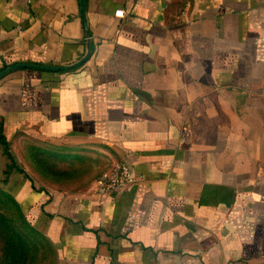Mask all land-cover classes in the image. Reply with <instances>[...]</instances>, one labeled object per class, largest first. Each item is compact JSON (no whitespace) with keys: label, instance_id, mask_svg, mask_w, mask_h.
<instances>
[{"label":"crops","instance_id":"0c3cea01","mask_svg":"<svg viewBox=\"0 0 264 264\" xmlns=\"http://www.w3.org/2000/svg\"><path fill=\"white\" fill-rule=\"evenodd\" d=\"M83 8L0 0V69L71 65L0 75L3 140L102 145L131 173L63 193L15 172L35 264H264V0Z\"/></svg>","mask_w":264,"mask_h":264},{"label":"rangeland","instance_id":"374dc122","mask_svg":"<svg viewBox=\"0 0 264 264\" xmlns=\"http://www.w3.org/2000/svg\"><path fill=\"white\" fill-rule=\"evenodd\" d=\"M117 161L102 145L71 149L24 137L11 145L0 141V264H35V227L27 220L19 200L6 189L15 172L23 174L35 188L71 193L96 189L97 180ZM44 253L46 257L47 250Z\"/></svg>","mask_w":264,"mask_h":264},{"label":"built area","instance_id":"2783aa9c","mask_svg":"<svg viewBox=\"0 0 264 264\" xmlns=\"http://www.w3.org/2000/svg\"><path fill=\"white\" fill-rule=\"evenodd\" d=\"M114 13L117 16H123L124 9L121 7L116 8ZM130 175L129 166L125 162L119 160L109 172L105 173L97 180L95 190L98 192H105L117 187H122L130 179Z\"/></svg>","mask_w":264,"mask_h":264},{"label":"water","instance_id":"95a60500","mask_svg":"<svg viewBox=\"0 0 264 264\" xmlns=\"http://www.w3.org/2000/svg\"><path fill=\"white\" fill-rule=\"evenodd\" d=\"M80 3H81V11H82V14H83V12H84V8H83L84 7V0H80ZM87 54L88 53H86L85 56H83L81 59H79L78 61H76L73 64L75 65V64H78V63L82 62L86 58ZM21 65H30V66L40 67V68H53V69H55V68H66V67L71 66V65L56 66V65H44V64H39V63H30V62H17V63H13V64H10V65H7L4 68L0 69V75L3 72H5V71H7V70H9V69H11V68H13L15 66H21Z\"/></svg>","mask_w":264,"mask_h":264},{"label":"trees","instance_id":"16d2710c","mask_svg":"<svg viewBox=\"0 0 264 264\" xmlns=\"http://www.w3.org/2000/svg\"><path fill=\"white\" fill-rule=\"evenodd\" d=\"M0 141H1V142H6V141H5V139L3 140V137H2V135H1V134H0ZM19 170H20V171H23V169H22V168H20ZM0 215H1V213H0Z\"/></svg>","mask_w":264,"mask_h":264}]
</instances>
